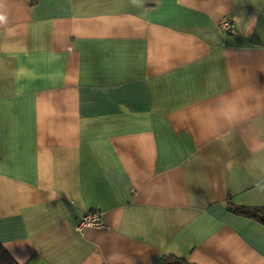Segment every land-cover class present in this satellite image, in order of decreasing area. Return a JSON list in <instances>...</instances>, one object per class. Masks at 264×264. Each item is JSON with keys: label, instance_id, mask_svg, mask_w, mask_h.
Listing matches in <instances>:
<instances>
[{"label": "crops", "instance_id": "obj_1", "mask_svg": "<svg viewBox=\"0 0 264 264\" xmlns=\"http://www.w3.org/2000/svg\"><path fill=\"white\" fill-rule=\"evenodd\" d=\"M229 203L264 205V0H0L18 264H264V225Z\"/></svg>", "mask_w": 264, "mask_h": 264}, {"label": "trees", "instance_id": "obj_2", "mask_svg": "<svg viewBox=\"0 0 264 264\" xmlns=\"http://www.w3.org/2000/svg\"><path fill=\"white\" fill-rule=\"evenodd\" d=\"M228 209L235 214L250 218L264 225V205L229 203ZM162 258L167 264H195L174 255H164ZM0 264L18 263L0 246Z\"/></svg>", "mask_w": 264, "mask_h": 264}, {"label": "built area", "instance_id": "obj_3", "mask_svg": "<svg viewBox=\"0 0 264 264\" xmlns=\"http://www.w3.org/2000/svg\"><path fill=\"white\" fill-rule=\"evenodd\" d=\"M218 28L219 30L227 32V33L235 32V26L232 23V21H230L229 19H225V18L221 19L218 22ZM101 224H102L101 211L94 209V210L80 214L75 224V228L77 230H80L85 227L100 226Z\"/></svg>", "mask_w": 264, "mask_h": 264}]
</instances>
